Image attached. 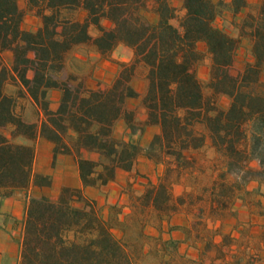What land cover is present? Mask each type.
Masks as SVG:
<instances>
[{
	"label": "trees",
	"instance_id": "trees-1",
	"mask_svg": "<svg viewBox=\"0 0 264 264\" xmlns=\"http://www.w3.org/2000/svg\"><path fill=\"white\" fill-rule=\"evenodd\" d=\"M173 1L0 0V198L51 185V176L33 171L38 137L52 144L53 160L73 158L82 184L61 188L54 201H27L19 264H107L120 258L124 247L112 229H122L121 220L104 219L85 190L113 182L119 170L131 171L139 155L163 167L158 181L138 196L160 218L184 211L199 221L222 220L237 198H264V0H182L180 7ZM26 12L39 19L36 30L24 29ZM224 13L232 15L236 37L214 24ZM243 39L250 43V60L233 76ZM119 45L130 48L133 59L118 64L107 87L90 88L86 78L67 71L73 50L88 47L108 59ZM5 51L12 54L10 67ZM206 57L208 78L202 81L196 69ZM140 70L147 81L142 122L126 105L137 97L131 81ZM52 90L60 93L55 112L49 109ZM220 97L228 100L226 107ZM25 98L44 117L38 128L22 118L19 100ZM119 122L131 136L149 126L159 134L143 148L117 134ZM205 145L222 165L198 205L192 190L176 196L173 187L195 166L193 152ZM251 183L256 187L249 191Z\"/></svg>",
	"mask_w": 264,
	"mask_h": 264
},
{
	"label": "crops",
	"instance_id": "crops-1",
	"mask_svg": "<svg viewBox=\"0 0 264 264\" xmlns=\"http://www.w3.org/2000/svg\"><path fill=\"white\" fill-rule=\"evenodd\" d=\"M181 1L174 0L173 4L180 7ZM242 15H239V18ZM148 17L151 20L156 19L153 14H148ZM36 20L39 22L38 18ZM39 25L40 22L37 23L38 27ZM242 42L246 43L248 40L243 39ZM199 47H203L204 51L200 50ZM198 48L202 52L206 51L204 43H199ZM89 49V59H94L93 63H95V67L91 68L86 76V83L90 88L110 83L114 79L118 65L113 63L110 58L119 63L130 62L133 59V51L124 45H119L108 59L100 58L94 49ZM120 53L124 55L119 57ZM3 56L9 57L10 67L12 54L5 51ZM137 84L141 85L139 90L136 88ZM131 85L136 91L137 97L139 94L141 99L147 87L144 75L133 78ZM48 97L50 100L49 109L55 112L60 93L52 90ZM137 97L127 99L126 105L129 109H131V103L138 100ZM29 101L33 104L30 99ZM142 112V115L136 114V119L140 122L146 118L145 110L142 109ZM42 116L40 113L39 125L44 119ZM119 123L122 124V122ZM158 134L159 128L157 126H149L142 134L131 136L125 131L123 135L126 139L137 142L141 147L146 148ZM20 141L29 143L25 139H20ZM36 141L33 171L37 174L51 176L52 182L49 187L32 186L27 191H18L11 197L0 198V264H13L19 250L16 236L13 235L16 233L13 223L24 217L27 201L31 197L45 196L54 201L63 187L82 188L78 168L73 158L67 155H57L53 160L52 144L40 137ZM84 157L94 159L95 155L84 153ZM136 161L151 168V170L159 167L144 155H139ZM131 171L119 170L115 180L106 186L98 189L87 188L85 190L87 197L94 200L98 207L103 209L105 208L106 195H109L111 204L119 202V198H124L121 192L127 181H121L118 178L126 179ZM255 187L256 185L251 183L247 189L251 191ZM116 188L118 192L115 190ZM200 223L198 224L197 220L186 212L165 216L160 227H146L147 238L150 237L153 244L147 245L148 250L145 251V254L147 255L152 250L156 251L159 254V264H264V198L262 196H253L251 199L248 197L237 198L230 213L224 219L213 220L208 218L205 221H200ZM197 226L201 232H197ZM112 231L114 232V230Z\"/></svg>",
	"mask_w": 264,
	"mask_h": 264
},
{
	"label": "rangeland",
	"instance_id": "rangeland-1",
	"mask_svg": "<svg viewBox=\"0 0 264 264\" xmlns=\"http://www.w3.org/2000/svg\"><path fill=\"white\" fill-rule=\"evenodd\" d=\"M20 7L22 9L24 8L23 2L20 3ZM36 18L32 13L26 12L24 15L23 27L26 30L29 29L30 31L36 30L38 28L37 23L39 24ZM232 21L233 17L228 13H224L215 20L214 24L216 27L225 31L227 34L236 37L238 35V31L233 26ZM199 48L200 50L202 49V51H204L203 47ZM89 51L90 49L88 47H80L73 50L67 57V71L73 72L79 76L86 78L91 68L93 69L95 67V63H93L94 59H89ZM121 53L119 57H122L124 55ZM30 56L34 57L32 53H30ZM3 58L4 63L9 66V57L3 56ZM110 60L113 63H117V65L119 64V62H117L115 59L110 58ZM249 60L250 43L249 41L246 43L242 42L241 47L237 51L235 61L230 69V73L233 76H237L242 71L244 64ZM208 66L209 59L208 57H206L205 60L196 69L197 75L202 81H206L208 78ZM118 69L119 66H117V71ZM28 75L31 76V73H29ZM141 75H143L142 70H140L138 75L136 76L138 77ZM112 81L110 83L100 84V87H107L112 83ZM136 88L137 90H139L141 88V85L137 84ZM12 91L13 87L8 86L7 92ZM137 98L138 100L131 103L130 108L135 112V115H142V109L144 108L141 105L139 94ZM219 103L222 107H226L228 104V100L225 97H220ZM19 106L22 112L23 120L26 123L34 124L38 128L40 113L36 109V107L31 104L28 98L19 100ZM125 131L126 128L124 123H119L116 128L117 134L123 135ZM193 155L196 157L195 166L192 170L185 171L183 175L179 177L178 183H176L173 187V193L174 195L178 196L186 190H192V192L197 195L196 197L199 198L198 200H195V204L199 205L201 204L200 198H206V194L202 192L203 189L210 185L211 178L218 174L219 170L221 169L222 163L219 157L208 145H205L199 150L194 151ZM251 166L256 167L257 162L253 161L251 163ZM131 170L132 171L127 175L126 179L118 178L121 181H127L125 187L121 192V194L124 195V198H119V202L111 204L109 195H106L107 197L105 199L104 205V207L106 208H104L105 210L101 207H98L96 203V206L100 209V212L104 219L107 218L114 221V219L116 220L118 218L122 223V229L115 227L112 229L114 230V232L112 231V234L116 239L121 240V243L124 247V252L122 253L123 255H120V258L109 259V263L107 264H159V254L156 251L152 250L147 255L145 254V251L148 250L147 245L149 246L153 244L152 240H150V237L147 238L148 235H146L145 229L148 226L160 227L165 216L160 218L150 208L144 207L138 200V196H140L146 190V187L149 184L156 183L158 181L159 177L162 175L163 167L159 165L158 168L151 170V168L141 164L139 161H136ZM229 178L235 179V176L233 174H230ZM115 190H117L118 192L117 188ZM252 197L253 196H250L248 198L251 199ZM181 212L184 211H180L179 213ZM105 215L106 218L104 217ZM192 218L195 219L193 216ZM22 220L23 218L20 221H14L13 223V226L16 228V233L13 235L16 236L15 238L18 245L22 235ZM197 223L201 224L199 220H197ZM196 230L197 232H201L199 226H197ZM13 264H19V250L15 259L13 260Z\"/></svg>",
	"mask_w": 264,
	"mask_h": 264
}]
</instances>
